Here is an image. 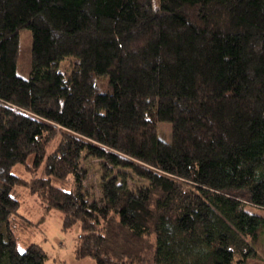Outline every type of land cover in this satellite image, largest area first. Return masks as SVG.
<instances>
[{"label": "trees", "instance_id": "16d2710c", "mask_svg": "<svg viewBox=\"0 0 264 264\" xmlns=\"http://www.w3.org/2000/svg\"><path fill=\"white\" fill-rule=\"evenodd\" d=\"M17 189L78 259L264 264V0H0V264H45Z\"/></svg>", "mask_w": 264, "mask_h": 264}, {"label": "rangeland", "instance_id": "374dc122", "mask_svg": "<svg viewBox=\"0 0 264 264\" xmlns=\"http://www.w3.org/2000/svg\"><path fill=\"white\" fill-rule=\"evenodd\" d=\"M66 65L68 66L69 64L64 62L62 68L65 69ZM18 75L26 78L29 75V70H24L22 72L18 70ZM159 133L164 140L171 141L170 124H161ZM89 170V181L96 185L99 177L96 163L90 162ZM12 172L23 178L30 177L29 174L18 165L13 168ZM96 189H98V186H96ZM13 195L21 202L20 212L32 222V225H29L28 229L20 233L18 246L21 252L31 244H38L48 256L45 264H96L92 257L76 258L75 248L81 234L79 223L69 230L64 231L62 227L63 214L61 211L54 209L42 220L43 209L41 200L37 195L30 194L26 189L14 190ZM247 208L253 213L264 215V210L260 211L255 208ZM262 243H264V236H262L261 241L258 242L260 246H262ZM256 249L258 252L263 250L259 248V246L258 248L256 247ZM262 262H264V257H262ZM251 264H254V262Z\"/></svg>", "mask_w": 264, "mask_h": 264}, {"label": "crops", "instance_id": "0c3cea01", "mask_svg": "<svg viewBox=\"0 0 264 264\" xmlns=\"http://www.w3.org/2000/svg\"><path fill=\"white\" fill-rule=\"evenodd\" d=\"M76 249V248H75Z\"/></svg>", "mask_w": 264, "mask_h": 264}]
</instances>
